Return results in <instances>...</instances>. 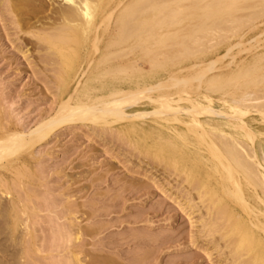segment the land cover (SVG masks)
<instances>
[{
  "label": "bare ground",
  "instance_id": "1",
  "mask_svg": "<svg viewBox=\"0 0 264 264\" xmlns=\"http://www.w3.org/2000/svg\"><path fill=\"white\" fill-rule=\"evenodd\" d=\"M45 1L50 5L47 4L49 14L38 25L42 32H34L33 35L40 46L50 50L48 53L52 51L54 55L56 51L51 67L64 70L65 73L56 79L70 89L62 92L55 114L43 119L31 130L13 128L0 119V177H6L4 170L15 164H29V156L33 155L36 147L43 146L58 131L74 125L88 124L103 131L109 128L116 130L117 135L123 130L152 128L159 131L160 146L169 153L167 157L165 155L166 163L177 169L183 167L181 171L186 169L184 172L189 168H198V180L205 183L207 190L209 187L207 193H203L231 197L227 205V220L231 226L227 227H231L232 232L230 230L226 242L230 246L246 245L242 258L256 257L253 251L255 244L259 247L256 254L263 255L264 143L253 122L259 119L261 126L258 128L264 133V54L242 67L238 64L235 69L230 68L228 61L223 67L227 70L212 75L209 73L216 69V64L232 55L233 46L225 51L224 56H216L219 58L215 60L205 62L199 58L237 36L244 28L253 27L257 19L264 17V0ZM255 40L254 43L258 41ZM233 45L243 44L238 42ZM261 45L264 47L263 42ZM23 52L27 53L24 49ZM193 59L196 61L192 63ZM144 64L149 65L148 71ZM140 105L152 110L134 113V108ZM142 120L143 123L140 122ZM211 182H215L216 186H211ZM196 185L194 188L198 187V192L202 188V192L205 186ZM4 193L0 190L1 199ZM215 202L217 200L211 203L215 205ZM212 204H209L211 208L207 207L209 210L213 208ZM14 210L12 215L17 211ZM76 213L71 212L70 217L73 218ZM221 214L219 212L217 218ZM14 217L15 220L16 215ZM213 220L205 221L204 227L216 224ZM17 224L14 223V228H20L21 225L16 227ZM70 224L77 227L73 220ZM75 239L82 242L79 233L75 234ZM76 241L74 245L78 244ZM61 247H64L63 244ZM241 261L240 258V264Z\"/></svg>",
  "mask_w": 264,
  "mask_h": 264
},
{
  "label": "rangeland",
  "instance_id": "2",
  "mask_svg": "<svg viewBox=\"0 0 264 264\" xmlns=\"http://www.w3.org/2000/svg\"><path fill=\"white\" fill-rule=\"evenodd\" d=\"M44 1L0 0V119L5 125L21 130L25 127L26 131L53 116L62 92L70 89L60 80L56 85L65 73L51 67L56 51L54 55L52 51L48 53L50 50L40 46L33 35L34 32H42L38 25L49 14L50 5ZM263 18L257 19L253 27L244 28L237 36L200 56L199 60L209 62L219 58L216 56H224L225 51L233 46L232 55L221 59L222 63L219 61L216 71L209 75L227 70V67H223L228 61L230 68L235 69L238 64L242 67L264 54V47H261L262 42L264 44ZM254 40L258 41L254 43ZM238 42L246 47L233 45ZM195 61L193 59L192 63ZM45 67L48 69L45 70ZM144 68L148 71L149 65L144 64ZM141 110L152 109L140 105L133 112ZM140 122L143 123V120ZM147 122L151 123L149 120ZM253 123L256 131L262 134L264 143V133L258 128L261 121L258 119ZM93 128L88 124H78L58 131L51 140L34 149L33 155L29 156V164L18 163L4 170L6 177H0V183H6L0 184V190L9 194L4 193L2 199L0 197V264H240V258L244 261L241 264H257L258 260V264H261L264 261L259 257L264 258V254H256L258 245H253L256 257L251 259L242 258L246 245L230 246L226 242L225 239L232 232L231 227H227L231 226L227 220V205L231 197L225 194L207 195L209 187L207 190L205 183L198 180V168H189L193 171L188 169L187 173L184 172L186 169L181 171L183 167L177 169L166 163L165 155L167 157L169 153L160 146L159 131L139 127L136 130L128 129V132L120 131L117 135L116 130ZM112 132L115 134L112 135ZM199 182L205 186L202 192V188L199 192L198 187L194 188ZM200 183L197 184L199 187L202 185ZM210 185L216 186L215 182ZM167 188L169 192H166ZM209 200L217 202L214 205ZM209 204L219 208L213 206L209 210L212 207ZM14 209L17 210L15 220V215H12ZM69 209L77 212L73 214L75 219L70 217ZM217 211L222 213L219 219ZM71 220L77 223V227H71ZM212 220L216 224L204 227L205 221ZM15 222L18 223L16 227L21 225L17 227L18 231L14 228ZM76 232L80 234L82 242L76 241ZM87 233H91V236ZM75 241L78 244L74 245ZM62 244L64 247H61Z\"/></svg>",
  "mask_w": 264,
  "mask_h": 264
}]
</instances>
